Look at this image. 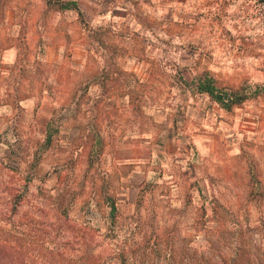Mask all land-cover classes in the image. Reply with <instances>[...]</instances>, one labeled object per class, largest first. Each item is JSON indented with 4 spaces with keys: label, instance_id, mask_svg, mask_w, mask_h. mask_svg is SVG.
<instances>
[{
    "label": "rangeland",
    "instance_id": "rangeland-1",
    "mask_svg": "<svg viewBox=\"0 0 264 264\" xmlns=\"http://www.w3.org/2000/svg\"><path fill=\"white\" fill-rule=\"evenodd\" d=\"M8 5L18 31L1 24ZM39 5L0 0V44L18 45L0 55V214L100 264L264 258V93L226 110L178 81L206 68L264 85V0H82L83 19L45 7L43 34L27 24ZM92 118L104 146L90 160Z\"/></svg>",
    "mask_w": 264,
    "mask_h": 264
},
{
    "label": "trees",
    "instance_id": "trees-1",
    "mask_svg": "<svg viewBox=\"0 0 264 264\" xmlns=\"http://www.w3.org/2000/svg\"><path fill=\"white\" fill-rule=\"evenodd\" d=\"M47 7H54L57 10H75L80 19H83V11L80 8L77 0H44ZM178 81L182 82L193 91L205 94L212 101L216 102L220 107L230 110L235 105L242 103L244 100L255 97L261 93H264V85L260 83H247L242 82L237 86L223 85L218 82L216 76L206 68L200 70L191 80H186L183 76L178 75ZM95 116V115H94ZM58 120L57 109L52 111L50 118L47 121V136L46 143L49 144L52 139L53 131L58 129V122L55 128H51L54 121ZM92 126L86 133L87 140L90 146H95V150L90 152V160L97 157L104 146L103 136L99 129L96 127V122L92 118ZM20 194H16L12 198V211L18 203H20ZM106 203L109 206L108 216L111 221L115 219L117 215V204L115 197L107 194ZM22 226V222L18 225L12 220L9 215L7 217L0 214V264H26L28 257L30 256V249L36 248L38 255L46 256L43 264H61L54 258L60 257L66 261L62 264H100L97 261L98 253H94L90 246L84 245L75 248L73 250H67L65 246L61 245H46L44 242V236L39 238H30L27 236L29 231L25 230ZM118 257L124 259V248H119ZM74 260L70 261V258ZM258 262H255V258L250 261V264H264V258L260 255L255 256ZM231 264H239L237 258H232ZM230 262H227L229 264ZM210 264H220L219 260H214Z\"/></svg>",
    "mask_w": 264,
    "mask_h": 264
},
{
    "label": "crops",
    "instance_id": "crops-1",
    "mask_svg": "<svg viewBox=\"0 0 264 264\" xmlns=\"http://www.w3.org/2000/svg\"><path fill=\"white\" fill-rule=\"evenodd\" d=\"M38 1L40 3V9H34L31 11L30 15L27 17V24L30 25L29 28L31 32L43 34V32L47 30L46 24L48 23L47 17L43 14V10L45 9V7H47V5L44 0ZM77 2L83 11L82 0H77ZM16 7L17 5L6 6V8L4 9V16L2 17L3 20L1 24L5 25L8 28L13 26V29H17L16 31H18L20 22H18V18L16 16ZM5 38L6 37L2 36L0 32V41ZM13 38L9 37V41L7 44L6 42L3 45L0 44V55L11 56L18 53V45ZM58 49H60V44L58 42L45 43L42 48V53L54 54Z\"/></svg>",
    "mask_w": 264,
    "mask_h": 264
}]
</instances>
